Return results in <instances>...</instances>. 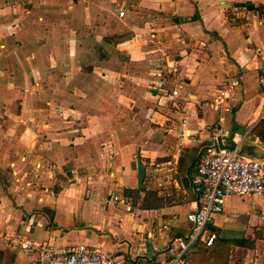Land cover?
<instances>
[{"label":"crops","instance_id":"1","mask_svg":"<svg viewBox=\"0 0 264 264\" xmlns=\"http://www.w3.org/2000/svg\"><path fill=\"white\" fill-rule=\"evenodd\" d=\"M263 56L264 0H0V264H43L20 241L161 264L201 196L198 146L178 137L180 119L202 141L220 120L226 148L264 150ZM147 191L166 204L144 209ZM263 210L264 198L232 195L213 216L218 240L254 241L230 264H264ZM209 254L198 244L186 260Z\"/></svg>","mask_w":264,"mask_h":264},{"label":"built area","instance_id":"2","mask_svg":"<svg viewBox=\"0 0 264 264\" xmlns=\"http://www.w3.org/2000/svg\"><path fill=\"white\" fill-rule=\"evenodd\" d=\"M124 12L119 13L122 17ZM260 91V105L257 123L264 130V56L261 60V72L258 78ZM179 96V87L173 89L170 98L175 100ZM223 99L213 101V109L219 110ZM173 109L177 110L181 104L173 101ZM226 112L229 107L224 106ZM181 128L178 130L180 139H192L198 146L195 167L196 180L201 188V196L194 201V207L186 214V221L190 225L189 232L184 235H174L168 242L165 253L167 258L161 264H190L186 260L187 252L198 244L205 249L213 245L217 235L210 229L213 216L223 211L228 196L246 198H264V161H257L240 153V146L226 148V137L221 130V121H217L209 128V135L205 141L194 137L184 128L185 118L180 119ZM110 201L122 204L127 199L118 196ZM264 219V210L262 212ZM170 221H163L161 228L168 230ZM20 248L29 254L38 255L43 264H115L112 255L97 247H88L83 243L70 248H58L50 244L28 243L20 241Z\"/></svg>","mask_w":264,"mask_h":264},{"label":"trees","instance_id":"3","mask_svg":"<svg viewBox=\"0 0 264 264\" xmlns=\"http://www.w3.org/2000/svg\"><path fill=\"white\" fill-rule=\"evenodd\" d=\"M255 135L264 144V130L262 125H258L255 129ZM124 196L130 198L133 203H136L138 198V191H124ZM166 202L159 197L154 191H147L144 196L143 208L146 210L158 209L163 207ZM212 230V228L210 227ZM235 248H244L248 250L254 249V241L240 239V240H215L213 245L208 248L210 252V259L208 264H230L232 253Z\"/></svg>","mask_w":264,"mask_h":264},{"label":"water","instance_id":"4","mask_svg":"<svg viewBox=\"0 0 264 264\" xmlns=\"http://www.w3.org/2000/svg\"><path fill=\"white\" fill-rule=\"evenodd\" d=\"M177 104H180L179 102H177ZM170 107L172 108V104L170 105ZM241 153V152H240ZM242 156H245L247 158L253 159V160H257V161H264V150L258 148V149H254L250 155H244L241 153ZM131 169L136 171L137 174V190L141 191L144 189V181H145V167L143 165H141V162L139 160V157H137L136 161L131 163L130 165Z\"/></svg>","mask_w":264,"mask_h":264},{"label":"rangeland","instance_id":"5","mask_svg":"<svg viewBox=\"0 0 264 264\" xmlns=\"http://www.w3.org/2000/svg\"><path fill=\"white\" fill-rule=\"evenodd\" d=\"M230 255L232 256V258H231V260L230 261H233V262H235V259H236V257H237V252H232V253H230ZM209 256H210V254H209Z\"/></svg>","mask_w":264,"mask_h":264}]
</instances>
